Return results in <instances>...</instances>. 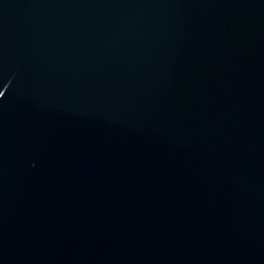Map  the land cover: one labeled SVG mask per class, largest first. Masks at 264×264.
Segmentation results:
<instances>
[{
    "label": "water",
    "instance_id": "1",
    "mask_svg": "<svg viewBox=\"0 0 264 264\" xmlns=\"http://www.w3.org/2000/svg\"><path fill=\"white\" fill-rule=\"evenodd\" d=\"M0 264H264V0H0Z\"/></svg>",
    "mask_w": 264,
    "mask_h": 264
}]
</instances>
